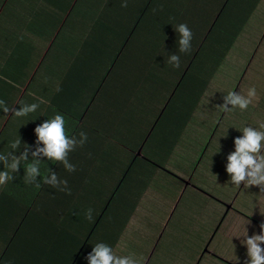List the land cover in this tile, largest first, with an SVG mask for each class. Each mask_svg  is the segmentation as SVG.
I'll return each instance as SVG.
<instances>
[{
  "label": "crops",
  "instance_id": "crops-1",
  "mask_svg": "<svg viewBox=\"0 0 264 264\" xmlns=\"http://www.w3.org/2000/svg\"><path fill=\"white\" fill-rule=\"evenodd\" d=\"M186 1L161 0L159 5L161 7L163 2L167 8L172 2L178 4L176 10L183 12L184 6L190 7V2ZM197 1L202 5L195 1L200 5V23H195L194 28L202 31H199V35L211 37L204 63L194 72L185 67L190 58L188 61L180 58L179 68L169 64L165 54L160 53L154 60L149 56L140 58V49L144 50V56L150 52L146 53L149 47L141 40L132 42L128 48L125 44L119 50L121 43L113 39L112 31L108 30L110 28L105 30V19L101 17L110 5L109 2L105 5L106 0H0V156L7 157V163L0 160V172H7L9 176L6 184L0 185V242L4 241L5 249L9 240H14L16 229L28 212L26 209H32L38 215L34 214L27 223L56 225L70 222L73 217L80 221L84 217L82 213H86L82 208L85 209L84 201L88 197L92 217L99 216L97 224L101 222L102 227H97L96 231L92 228L85 237L84 240L91 239L93 245L81 260L89 264L87 256L98 243H104L112 248L113 253L116 252L120 242L128 235H132L130 238L135 236L136 244L132 250L134 255L140 257L155 240L169 210L178 202L183 190L195 194V189L189 185L184 189L183 177L192 173L191 169L197 161L193 143L204 132L201 124L198 126L202 116L199 112L200 102L203 106L221 107L224 96L229 92L247 97L245 86L250 76L253 73L264 75V28L256 30L251 25L253 31L250 37L243 36L248 32L249 17L261 9L264 0ZM224 9L225 13L220 18ZM124 20L128 21V14ZM246 45L250 47L245 51ZM257 51L258 57H255ZM234 56L236 59L229 63L225 61V66L221 67L225 57ZM253 57L256 59L252 61ZM237 60L243 65L239 66ZM249 61L255 62L250 70L247 68ZM205 65L207 68H204ZM168 68L173 74L170 90ZM217 70L221 71L218 73ZM240 70L243 73L246 70L244 79L247 78V81L244 80L237 89L236 82L243 76ZM178 78L179 82L174 86ZM173 86L174 93L167 97L165 92L170 93ZM255 90L264 104V92ZM180 91L182 94L174 103ZM251 99L246 110L233 108V111L239 112L234 113L238 122L245 124H238L242 129L238 135H227L226 131L214 134V127L206 131L208 139L213 136L221 150L228 147L222 157H228L234 140L242 137L243 129L249 127L247 115L254 110L256 96ZM163 103L165 105L161 110ZM169 103H172L170 108ZM31 104L39 105L36 111L26 116L16 115L22 107ZM228 107V111H231L232 106ZM228 111L224 110L222 117L227 116ZM221 112L223 110L219 108L212 121H217ZM56 114L63 115L65 134L69 139L79 141L83 132L87 140L83 146L77 144L67 155L74 171L69 172L58 161L48 178L55 174L61 183L54 187L44 182V187L39 188L43 190L42 194L39 192L33 200H26L15 185L19 188L29 187L30 183L34 184L31 188L37 186L39 178L25 183L26 169L33 162L31 151L43 147L42 143L37 144L35 128ZM210 115L213 114H205L204 117ZM162 119L163 136L149 147L150 156H141L143 143L150 139ZM250 119L254 120L256 116L251 115ZM222 121L217 124V129L224 123ZM17 142L18 147L13 148V143ZM26 148L30 151L24 170V165L17 171L13 170L10 165L14 159L25 161L21 156ZM159 153L169 155L163 157ZM43 158L39 160L37 177L47 172L46 163L41 161ZM157 162H163V168L157 166ZM223 166L222 174L225 175L226 165L222 164V169ZM127 178L131 180V186L119 196L117 209L112 210L111 205L121 194ZM120 179L123 180L120 182ZM191 180L192 177L189 182ZM63 181H67V184ZM199 184L203 189L200 193L207 198L203 203L209 211L203 210L202 205L186 208L192 214L190 233H199L201 222L208 220L214 225L218 219L217 213L226 210L223 224L235 217L239 224L235 231L239 233L237 242L247 251L245 241L249 234H245L244 227L250 226L252 220L240 214L239 208L233 210L230 206L227 209L225 201L212 193L211 186L205 182ZM166 187L169 193H165ZM151 194L159 196L161 200L148 203ZM211 200L216 203H207ZM145 202L146 206H143ZM218 204L220 206L215 210ZM41 211L47 213L43 219L39 217ZM253 225L258 227L259 233L256 235L261 234L264 223ZM211 235L208 242H211ZM227 238L231 240L234 236L231 234ZM229 244L231 248L239 246L235 242ZM261 247L264 248V243ZM30 250L11 249V256L16 257L13 264H19L21 258L25 263V255L33 253V249ZM3 252H0V258ZM185 254L184 244L174 239L169 256L158 258L153 264H178L175 263L176 259ZM213 254L219 259L214 258ZM202 256L210 257L218 264H248L249 260L246 255L231 257L218 250Z\"/></svg>",
  "mask_w": 264,
  "mask_h": 264
},
{
  "label": "rangeland",
  "instance_id": "rangeland-1",
  "mask_svg": "<svg viewBox=\"0 0 264 264\" xmlns=\"http://www.w3.org/2000/svg\"><path fill=\"white\" fill-rule=\"evenodd\" d=\"M107 1L108 0H106L105 5L107 4ZM195 1L198 2L197 0ZM198 3L200 4V2ZM263 7L264 5L261 7V9L257 11V13L254 12L253 15L249 17V20L247 22L248 32L243 35L245 38H249L253 31V29L252 30L250 29L251 25H253V27L256 28V30L262 27L264 28V8ZM153 36H154L153 34H150L149 37L147 38V41L149 43L153 40ZM210 37H209L207 44H205V48H203L202 51H200L199 48L196 49L190 61H188L187 64H185L186 69L189 68V70L196 72L200 68V66L203 65L204 58L208 50ZM249 47L247 48V45H246L245 51L248 50ZM226 57H228V55ZM226 57L222 60L220 64L221 67L225 66L224 65L225 61L226 62L228 61L229 63L233 59H236L235 56L233 58L231 57L226 58ZM255 57H258V51ZM255 57H253L252 61L256 59ZM237 62L239 66L243 65V63H241L240 61L237 60L236 63ZM249 65L247 66V68L250 70L251 67L255 65V62L252 63L249 61ZM204 68H207V65H205ZM214 69L215 68L212 67L211 70L214 71ZM217 71L219 73V71L221 70H217ZM240 72L243 76H240L239 81L236 82L237 89L243 83L244 80L247 81L246 77H245L246 79H244V76H245L244 74L246 70L244 71V73H243V70H240ZM240 72H235V73H240ZM227 73H234V72L227 71ZM168 75H169L168 90H170L172 87L171 88L169 87L173 83V80L171 78V75L173 74L171 73L170 70L168 71ZM223 76L224 74L221 75V77ZM179 79L180 78H178V80L175 81L174 86L176 85V83L179 82ZM174 86L170 93L169 91L165 92V94L167 93L166 95L167 97H169L170 94L172 95L174 93ZM253 87L256 88L257 91L261 90L262 92H264V75L263 74L253 73V75L250 76L249 83L245 86V91L248 93L249 88H253ZM181 94H182V91H180L178 95L175 94L176 96L174 99V103L178 102V99ZM200 103H201L200 104L201 108L199 112L202 113V116H201V122L198 124V126L201 124V130H203L204 132H202L201 136H198V140H195L193 143V148L197 152L196 154L197 161L194 165V168L192 167L191 169L192 173L188 177H183L184 189L189 185L195 189L196 195L193 193L185 192V190H183V192L181 193L179 197L178 202H176L174 207L169 210L166 220L163 222V225L158 231L155 240H153L150 247L144 251V254L142 256L139 257L133 254L132 246H135L136 240H135V236H133V238H130L132 235L126 236V239L120 242L119 248L117 249L116 252H114L116 256H121V257L130 256L136 261V264H153L154 262H156L158 258L165 259L169 256V253L171 250V244L174 241V239H176V240H180V243L184 244L185 250H186V254L184 256H179V258L176 259L175 263H178V264H218L212 258L202 256V254L204 253L206 255L207 252H210V251L217 252V250L219 252H225L231 257H234V256L242 257L245 255L247 257V251L243 250L241 248V244H238L237 242L238 239L236 237L239 236V233L237 232L235 233V231H236L237 225L239 224L236 222L235 217H233V219H230L228 222H226L225 225L223 224L226 210H223V212L219 214L217 213L218 219L214 225H212L213 222H210L208 220L205 221V223L201 222L198 226V231L200 234L190 233L193 227L192 226V223H193L192 214L191 212L186 211V208L188 209L192 206L202 205L203 210L209 211V208H205V205L203 203V201L207 200V198L203 195V193H200V190H203V189H202L201 184H199V182L201 183L205 182L206 185L211 186L212 193L217 197H221L225 201V203L227 204L226 205L227 209L230 206L231 208L233 207V210L234 209L236 210V208H239L240 210L238 211L240 212V214L246 217H249L252 220V222L250 223V226L244 227L245 232H246L245 234H249V237L259 233L258 227L253 225V223H257V224L264 223V190H262L259 186H249L244 182H242L239 186H237L231 182V177L227 173V171L225 175L222 174V171H224V166L222 169V164L227 165L228 161H227V157H222L221 155L223 152L227 150L228 147L223 148L221 150L220 146H216L215 144L216 141L214 142V137L212 136V139L211 138L208 139L209 136L207 135V132H206L208 129H211L214 127L213 128V132H215L214 134L216 133L218 134L220 131H226L227 135H232V134H234V136L238 135L240 131L242 130L241 126L238 124H241L242 126L245 125L243 122H238L237 117L234 114V113H239V112L233 111V108L231 107V111H228L227 116L222 117L224 115L223 114L224 109L222 106L221 107L203 106L202 102ZM253 104L255 105L254 110L249 111L247 115L249 118L247 119L249 123V127H253L257 130L264 131V127H261V125H264V104L262 103V99L259 98L258 94H256V101ZM164 105L165 103L162 104L161 110H163ZM168 106L170 108L172 106V103H169ZM219 108H221L223 112H221V115L219 116V119L217 121H212L214 114L219 113ZM250 110H251V107H250ZM205 114L206 115L213 114V115H210L207 118H205L204 117ZM251 115H255L256 119L251 120L250 119ZM223 119L224 121H222ZM220 121L224 123L221 124L219 128L217 129L216 126ZM163 122H164V119L158 122L150 139L147 142L145 141V143H143L141 156H144V157L150 156L149 147H151V144L153 142L158 141L160 137L163 136L165 132V130L163 129ZM170 141H171V138L169 137V142ZM212 142H214L213 146H212ZM262 144H264V141H262ZM234 151H235V145L233 143L231 145V152H234ZM159 155L166 157V155H169V153L168 154L159 153ZM260 155H264V147H262ZM192 156L194 157V154H192ZM133 161H134V157H133ZM156 165L163 168L164 163L157 162ZM134 169L135 168L133 167V170ZM176 173H179V172H176ZM191 177H192V180L191 182H189ZM122 180L123 179H120V182ZM129 186H131V180L127 178L124 181L123 188H121L123 193L121 192V194L117 196V198L113 201L111 205L112 210L117 209L115 207L119 200V196L124 194L125 189H127ZM164 190H165V193H169L168 192L169 189L167 187ZM148 198H149L148 203H152V201L158 202V200H161L159 196L152 195V194L149 195ZM207 203H211L212 205L213 203H216V202H214V200H211L210 202H207ZM84 204H86V207L85 209L82 208V211L85 210L87 213L88 210L90 209L89 204H88V197H86ZM152 205H153L152 207L154 208V203ZM143 206H146V202L143 203ZM219 206H220L219 204L216 205L215 210H217ZM86 213H82L84 217H82L80 221H78L79 218L75 219V217H73L72 221L70 222L45 226V230H48L47 231L48 233L53 231V234L49 235L53 237V240L51 241V243L56 242L55 241L56 230L60 231L64 228L68 231L67 235H69V237L66 238L67 241L66 242L63 241L64 245L66 244L75 245V242L77 241L78 242L84 241L85 237L88 235L91 229L94 226H96L97 221L99 220V216H97L93 218V221L91 223H87L89 219L86 218ZM237 215L235 216L237 217ZM211 226L212 228H210ZM97 227L98 228L102 227L101 222L100 224L97 225ZM231 234H233L234 238L233 239L231 238L230 240L227 237ZM210 235L212 237L211 242H208L210 239L209 238ZM241 235H242V232H241ZM36 236H39V234L37 233ZM204 241H207V242L204 244ZM231 242H235L239 246L237 247V245H235L233 248H231L232 245L229 244ZM91 245L93 244H92L91 239H89L88 242L84 245L83 253L81 257L79 258V260H77L76 264H86L81 259L85 255V253L89 251V249L91 248ZM5 247H6V244L4 243V241H1L0 242V252H3ZM213 255H214V258L219 259V256H217L216 254H213ZM68 260L70 261V258H68ZM28 261L30 262L28 264H48V263L52 264L51 262H49V257H45L42 255L29 256ZM23 262H24V259L21 258V260L19 261V264H24Z\"/></svg>",
  "mask_w": 264,
  "mask_h": 264
},
{
  "label": "trees",
  "instance_id": "trees-1",
  "mask_svg": "<svg viewBox=\"0 0 264 264\" xmlns=\"http://www.w3.org/2000/svg\"><path fill=\"white\" fill-rule=\"evenodd\" d=\"M159 1L161 0H127V7H121L123 0H114L110 2L108 0L107 3L109 2L110 5L108 6L105 13H103L101 16L105 19V30L110 28L108 30L112 31L113 39H116L121 43V47L119 50H121L123 46H125V44L127 45L126 48H128L129 45L132 44V42L138 40H141L142 44H146L150 48V50L149 48L145 50L146 53L150 51L149 55L146 54V56H144V50L140 49V58L147 56L151 57V59H153L154 57L158 58L161 53L162 55L165 54L167 57L172 54H176L179 56V58H185L188 61L189 58H192L196 49L199 48V50L202 51L203 48H205V44H207L209 40V35L208 37L205 36V34L199 35L200 30L194 28L195 23H200V15H198V7L200 5H198L194 0H187L186 3L190 2V7L186 8L184 6V11L180 12L175 9V6H178V4H172L173 0L167 5V8H165L163 2L160 7ZM159 8L162 10H160ZM123 9H127V11H123ZM223 13H225V9L223 10L220 18L223 17ZM126 14H128V21L124 20L126 18ZM101 17H99V20L104 21L103 19H101ZM215 17H213V19ZM182 23L187 24V26L193 33L191 48L186 53H181L179 51L178 42L180 39V35L175 31L176 27ZM150 34H153L154 36L153 40L149 43L147 41V38ZM20 161L21 159L19 160L18 168H20L27 162L26 160H22L21 162ZM41 161L46 163V165H44L46 168L45 171L47 172H44L42 174L43 176L41 177H36L39 178V186L31 188L34 184L30 183V186H26V189L19 188L15 185V189H19V194L23 195L26 200H33L34 198H36L39 192H41L42 194L43 190L41 189L42 187H44V181L48 178L49 173L52 172L53 168L58 162L53 159H48L47 157H44ZM43 166L41 167L42 172L44 170ZM24 168L25 165L23 167V170ZM9 187L10 185L7 186L8 190ZM40 187L41 189H39ZM28 190H30V195H28ZM31 210L32 209H26V211L28 212L25 214L23 222L20 224V226H18V229H16L17 234L14 240H9L7 248L5 249L3 254H1L0 264H13V262L16 261L14 260V258L16 257L11 256V249L23 251L33 249V253L25 255L24 264L30 263L28 261V257L32 255H42L45 257H49V262H51L52 264H76L77 260H79V258L81 257L83 253V247L88 242V240L79 242L77 241L75 242V245L71 244V246L68 244L64 245L63 241L66 242V238L69 237V235H67L68 231L63 227L64 229L60 231L56 230V242L51 243L53 237L49 235L53 234V231L48 233V230H45V226H48V224H44L43 222L27 223V221L31 219L35 214V212ZM35 216L38 215L35 214ZM43 216H47V213L41 211L39 214L40 219H43ZM97 225L98 224L93 227V231H96ZM37 233L39 234V236H36ZM37 251H39L40 253ZM71 253H73V255L71 256V260L68 262V258L70 257Z\"/></svg>",
  "mask_w": 264,
  "mask_h": 264
},
{
  "label": "clouds",
  "instance_id": "clouds-1",
  "mask_svg": "<svg viewBox=\"0 0 264 264\" xmlns=\"http://www.w3.org/2000/svg\"><path fill=\"white\" fill-rule=\"evenodd\" d=\"M121 7H127V0H123ZM179 33V51L186 53L191 48V41L193 33L187 24H179L176 29ZM168 63L174 68L180 67V58L176 54H172ZM57 91H60L57 88ZM256 96L255 88H249L247 98L236 93L229 92L224 96V103L222 107L225 111L238 107L241 111L248 108L252 102L253 97ZM39 107L38 104L25 105L16 112L17 116H26L31 112L36 111ZM264 127V125H261ZM37 136V144H43V147H37L35 151H31L33 157L32 164L26 169L25 183L34 182L39 175V160L42 157L60 161L64 164L65 168L72 172L75 170L67 160L69 151H72L77 144L83 146L87 140V135L83 132L80 133V140L76 141L75 138L69 139L65 134V120L63 115L56 114L51 120H47L43 124L35 128ZM264 141V131L257 130L253 127H245L243 129V136L234 140L235 151L231 152L227 157L226 171L231 177V182L239 186L242 182L249 186H259L264 190V155H260L262 144ZM13 148L18 147V142L13 143ZM30 149L26 148L22 153L21 158L27 159ZM0 160L7 163V157L0 156ZM10 167L13 170H18L19 162L14 159ZM9 176L7 172H0V185L6 184ZM52 186H57L61 183L57 180L55 174L44 181ZM65 185L67 181H63ZM37 186H39L37 184ZM86 218L91 220L92 210L89 209L86 213ZM262 232L259 235H253L246 239L247 256L250 258L248 264H264V248L261 244L264 243V225H261ZM89 264H136V261L130 256H116L110 246L104 243H98L93 248L92 252L87 256Z\"/></svg>",
  "mask_w": 264,
  "mask_h": 264
}]
</instances>
